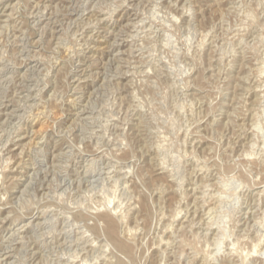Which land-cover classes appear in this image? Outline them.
Returning a JSON list of instances; mask_svg holds the SVG:
<instances>
[{
  "label": "rangeland",
  "instance_id": "obj_1",
  "mask_svg": "<svg viewBox=\"0 0 264 264\" xmlns=\"http://www.w3.org/2000/svg\"><path fill=\"white\" fill-rule=\"evenodd\" d=\"M0 50V264H264V0H0Z\"/></svg>",
  "mask_w": 264,
  "mask_h": 264
},
{
  "label": "bare ground",
  "instance_id": "obj_2",
  "mask_svg": "<svg viewBox=\"0 0 264 264\" xmlns=\"http://www.w3.org/2000/svg\"><path fill=\"white\" fill-rule=\"evenodd\" d=\"M7 30V29H6ZM95 30V29H94ZM8 36V35H7ZM1 51V50H0ZM22 84V83H21ZM40 91V90H39ZM32 95V94H31ZM32 97V96H31ZM72 98V97H71ZM73 99V98H72ZM37 100V99H36ZM37 102V101H36ZM16 109V108H15ZM3 123V122H2ZM5 162H6V160H5ZM35 172V171H34ZM2 184H3V182H2ZM203 192V191H202ZM205 195V194H204ZM201 196V195H200ZM203 196V195H202ZM203 198V197H202ZM204 199V198H203ZM203 202H204V200H203ZM205 203V202H204ZM202 208L203 209H205L203 206H202ZM201 208V209H202ZM209 208H210V206H209ZM116 210V209H115ZM211 210V209H210ZM209 210V211H210ZM115 212V211H114ZM106 214V213H105ZM111 216H112V214H110ZM107 224V223H106ZM109 230H110V232H114L115 231V226H114V224H113V222H110L109 221ZM103 231V230H102ZM17 232V231H16ZM11 238V237H10ZM113 240V239H112ZM121 241H119L118 243H120ZM260 243V242H259ZM123 245V244H122ZM257 246H258V244H257ZM258 248V247H257ZM9 249V248H8ZM5 251V250H4ZM263 253V252H262ZM33 255V254H32ZM33 257V256H32ZM106 257V256H105ZM31 258V257H30ZM9 262V261H8ZM81 263V262H80ZM86 264V263H85Z\"/></svg>",
  "mask_w": 264,
  "mask_h": 264
}]
</instances>
